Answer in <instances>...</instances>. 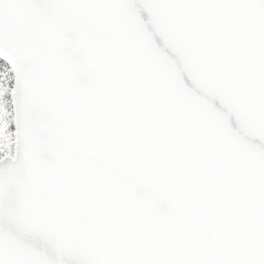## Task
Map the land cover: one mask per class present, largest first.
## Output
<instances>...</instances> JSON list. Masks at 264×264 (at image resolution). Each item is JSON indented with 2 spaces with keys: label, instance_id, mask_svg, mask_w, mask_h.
I'll return each mask as SVG.
<instances>
[{
  "label": "snow or ice",
  "instance_id": "obj_1",
  "mask_svg": "<svg viewBox=\"0 0 264 264\" xmlns=\"http://www.w3.org/2000/svg\"><path fill=\"white\" fill-rule=\"evenodd\" d=\"M0 264H264V0H0Z\"/></svg>",
  "mask_w": 264,
  "mask_h": 264
}]
</instances>
